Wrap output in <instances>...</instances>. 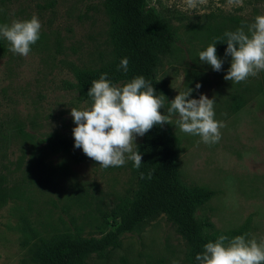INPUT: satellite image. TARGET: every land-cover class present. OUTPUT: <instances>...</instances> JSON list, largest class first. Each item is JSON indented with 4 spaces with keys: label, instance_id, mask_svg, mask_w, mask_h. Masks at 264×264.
Returning a JSON list of instances; mask_svg holds the SVG:
<instances>
[{
    "label": "rangeland",
    "instance_id": "374dc122",
    "mask_svg": "<svg viewBox=\"0 0 264 264\" xmlns=\"http://www.w3.org/2000/svg\"><path fill=\"white\" fill-rule=\"evenodd\" d=\"M163 24L174 31L171 50L159 55L157 79L165 102L192 88L214 99L221 139L208 145L199 136L168 124L180 142L177 167L185 184L214 190L197 211L215 227L228 230L248 221L247 238L264 239V158L257 153L255 121L235 115L264 95V72L241 83L224 80L231 57L217 72L199 60L213 44L212 30L242 26L264 14V0H207L186 9L184 0H146ZM107 0H0V23L30 19L41 22L40 39L28 56L10 52L0 38V264H40L38 247L67 233L98 236L104 216L128 198L136 186L131 161L101 168L81 149L54 152L51 133L74 139L71 108L90 106L72 86L80 70H97L114 56ZM247 30V28L245 27ZM125 82H119L117 85ZM201 87L196 89V84ZM264 132V120L256 121ZM141 137H137L138 144ZM107 227L112 228L111 223ZM190 264L188 245L164 214L120 236L118 247L91 254L79 264Z\"/></svg>",
    "mask_w": 264,
    "mask_h": 264
},
{
    "label": "trees",
    "instance_id": "16d2710c",
    "mask_svg": "<svg viewBox=\"0 0 264 264\" xmlns=\"http://www.w3.org/2000/svg\"><path fill=\"white\" fill-rule=\"evenodd\" d=\"M106 6L110 14L114 56L107 65L97 70L77 71L76 82L72 86L84 99L90 101L87 93L91 83L103 73H107V79L113 84L143 76L153 85L157 96L163 95L157 79V66L159 55L171 50L176 39L174 31L162 23L158 15L148 7L146 0H107ZM239 27H217L212 30V43L221 38L216 47L225 51L227 44L226 38H223L224 33ZM125 57L128 59L126 73L119 69L120 61ZM167 109L165 102L161 113L167 115ZM46 142L54 152L69 151L74 147V139L58 133L49 134ZM137 146L142 154L140 168L136 169L131 161L136 186L130 197L112 208L108 214V218H111L109 221L107 215L103 217L104 224L99 235H60L38 247L37 258L40 264H79L91 254L102 256L106 251L118 247L122 234L136 230L141 223L159 214H164L172 221L186 241L190 264H199L195 257L203 251V245L209 241L214 242L220 235L229 238L247 236L248 221L239 227L221 230L215 227L209 216L197 215L198 209L214 195V190L183 182L176 163L180 142L171 133L167 123L154 126L141 137ZM141 173L144 174L143 179ZM2 197L0 186V199ZM109 222L112 228L107 227Z\"/></svg>",
    "mask_w": 264,
    "mask_h": 264
},
{
    "label": "clouds",
    "instance_id": "9594fccd",
    "mask_svg": "<svg viewBox=\"0 0 264 264\" xmlns=\"http://www.w3.org/2000/svg\"><path fill=\"white\" fill-rule=\"evenodd\" d=\"M207 0H184L186 9H196ZM230 7H242L243 0H227ZM2 11V10H0ZM41 22L36 15L30 19L0 23V38L9 44V51L28 56L31 46L39 39ZM247 28V32L245 31ZM225 56L231 57L230 67L224 80L241 83L249 77L264 72V14L254 17L252 23L242 25L235 31H226ZM221 38H217L219 42ZM210 44L199 52V60L221 71L224 61L217 56L216 44ZM119 69L126 73L128 59H121ZM201 85L196 84V89ZM194 90L189 88L178 94L168 104V114L161 113L166 97L157 96L153 85L143 76L117 85L107 79V73L93 80L87 93L90 106L71 108L70 115L76 125L72 129L74 147L101 168L122 167L127 161L139 169L142 154L135 143L156 125L172 124L183 133L199 136L200 141L212 145L221 139L220 129L225 125L215 119L214 99L201 94L191 98ZM144 174L141 173V179ZM148 178H151L149 173ZM207 231V230H205ZM199 264H264V239L237 235L229 238L220 235L215 241L203 245V251L195 257ZM173 264H177L173 261Z\"/></svg>",
    "mask_w": 264,
    "mask_h": 264
},
{
    "label": "crops",
    "instance_id": "0c3cea01",
    "mask_svg": "<svg viewBox=\"0 0 264 264\" xmlns=\"http://www.w3.org/2000/svg\"><path fill=\"white\" fill-rule=\"evenodd\" d=\"M235 115H242L245 119H253L255 121L254 134L257 142V153H260V149L262 148V155L260 154L259 156L264 158V132L260 130V124L257 125L256 123V121L264 120V95L256 96L252 101L248 102L236 111L234 116ZM262 210L264 211V209Z\"/></svg>",
    "mask_w": 264,
    "mask_h": 264
}]
</instances>
